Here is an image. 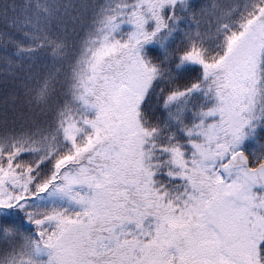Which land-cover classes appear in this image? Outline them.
I'll return each mask as SVG.
<instances>
[{"label":"snow or ice","instance_id":"6c2138e0","mask_svg":"<svg viewBox=\"0 0 264 264\" xmlns=\"http://www.w3.org/2000/svg\"><path fill=\"white\" fill-rule=\"evenodd\" d=\"M0 264H264V0H0Z\"/></svg>","mask_w":264,"mask_h":264}]
</instances>
